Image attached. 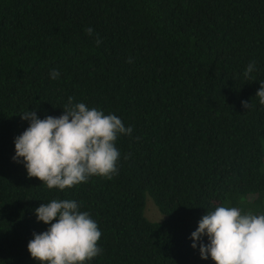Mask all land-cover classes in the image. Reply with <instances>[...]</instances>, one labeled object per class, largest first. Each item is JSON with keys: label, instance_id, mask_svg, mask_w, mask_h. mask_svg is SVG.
I'll list each match as a JSON object with an SVG mask.
<instances>
[{"label": "trees", "instance_id": "16d2710c", "mask_svg": "<svg viewBox=\"0 0 264 264\" xmlns=\"http://www.w3.org/2000/svg\"><path fill=\"white\" fill-rule=\"evenodd\" d=\"M261 82L264 0H0V264H40L27 245L53 198L98 223L103 251L87 264H214L191 247L202 216L264 214ZM68 97L133 131L111 180L49 190L13 161L14 139L25 111L59 117ZM146 194L162 221L144 215Z\"/></svg>", "mask_w": 264, "mask_h": 264}, {"label": "clouds", "instance_id": "9594fccd", "mask_svg": "<svg viewBox=\"0 0 264 264\" xmlns=\"http://www.w3.org/2000/svg\"><path fill=\"white\" fill-rule=\"evenodd\" d=\"M85 31L89 36L94 34L91 27ZM95 43H102L98 34ZM132 62L129 58L128 63ZM254 71L253 61L244 71L245 79L252 78ZM49 75L55 80L60 73L52 69ZM255 96L264 105V82ZM241 104L245 109L253 107L248 101ZM62 109L59 117L40 119L36 110L20 115L29 126L14 139L13 161L23 163L28 177L39 179L49 190L64 191L87 183L93 176L111 180L118 175L121 154L116 142L119 136H130L133 129L125 127L115 114H105L83 102L73 103V97H68ZM80 207L75 200L53 198L35 209L38 222L50 226L34 232L28 242L34 260L40 264H87L103 251L98 223ZM190 239L193 249L199 246L201 259L210 256L214 264H264V214L217 206L202 216Z\"/></svg>", "mask_w": 264, "mask_h": 264}, {"label": "rangeland", "instance_id": "374dc122", "mask_svg": "<svg viewBox=\"0 0 264 264\" xmlns=\"http://www.w3.org/2000/svg\"><path fill=\"white\" fill-rule=\"evenodd\" d=\"M144 215L152 222H160L165 218V216L155 206L152 198L148 194L145 196Z\"/></svg>", "mask_w": 264, "mask_h": 264}]
</instances>
